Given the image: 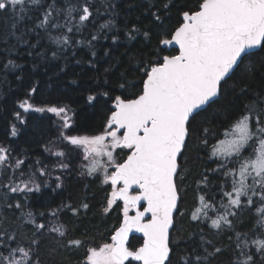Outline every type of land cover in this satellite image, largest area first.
<instances>
[{
	"label": "snow or ice",
	"instance_id": "obj_1",
	"mask_svg": "<svg viewBox=\"0 0 264 264\" xmlns=\"http://www.w3.org/2000/svg\"><path fill=\"white\" fill-rule=\"evenodd\" d=\"M177 3L139 0L129 4L141 10L137 21L145 15L151 18V27L126 20L121 28L116 22L121 15L117 0H0V43L9 54L0 72L21 67L9 58L13 52L19 54L20 45L27 46L26 55L34 61L63 59L65 66L79 48L88 55L75 60L77 64L96 69L101 59L109 58L108 67L102 74L97 69L86 89L87 104L94 106L101 97L111 103L103 130L91 136L61 131L60 139L83 149V159L89 161L82 165L86 175L99 173L101 183L110 185L103 212L107 214L117 201L123 203L122 220L111 242L93 246L86 239L70 237L63 224L50 227L51 222H37L36 215L45 217L44 212L34 215L31 210L25 212L20 202H7L4 208L19 210L25 219L17 217L20 223L9 231L0 210V264H65L58 259L62 252L79 253L81 249L76 264H218L226 252L227 264H264V0H184L179 7ZM173 10L175 23L171 22ZM104 13L110 18L83 35ZM138 36L146 47L134 52L126 48L113 58L112 47L121 42L131 45ZM9 38L15 42L9 43ZM109 39L112 47L100 56L97 45ZM153 40L155 47H151ZM173 48L175 54L170 51ZM117 64L124 70L113 81L112 69ZM116 90L123 91L115 94ZM36 91L35 86L30 88V94ZM19 108L53 113L61 118L62 129L72 128L68 105L34 107L24 100ZM14 115L23 122L20 112ZM12 135H16L15 127ZM193 143L216 164L200 175L198 187L211 185L208 172L222 175L225 183L218 185L219 202L214 194L199 195L189 218L210 221L216 235L227 234V245L218 246L203 229L195 247L186 244L182 248L181 241L172 236L176 215H184L181 184L188 172L181 159ZM10 152L0 147V176L12 170L7 183L0 184L4 190L0 200L5 201L8 193L27 196L40 191L45 182H37V173L39 177L51 175L47 165L37 160L35 171H20L17 176L24 161L9 164ZM52 155L65 157L66 153ZM58 167L69 165L61 161ZM81 206L89 208L87 203ZM65 209L74 215L78 212L70 204H61L48 214L58 220ZM244 211L249 213L250 225L238 231L235 221ZM25 224L31 225L30 234L21 232ZM51 233L59 239L45 249ZM130 233L142 234L139 247L130 245Z\"/></svg>",
	"mask_w": 264,
	"mask_h": 264
},
{
	"label": "trees",
	"instance_id": "obj_2",
	"mask_svg": "<svg viewBox=\"0 0 264 264\" xmlns=\"http://www.w3.org/2000/svg\"><path fill=\"white\" fill-rule=\"evenodd\" d=\"M121 8V15L117 18V24L123 28L126 20H131L145 28H150V17L147 15L140 17L137 21L136 17L140 16V9L130 8L129 4H137L139 0H117ZM184 0H178L177 7L182 5ZM103 11V9H102ZM35 15V14H33ZM110 17L107 13L100 15L97 19L96 25L89 24L83 30V35H88L89 30L97 27L99 24L104 23ZM177 15L175 10L171 13V22L175 23ZM25 23H30L26 21ZM112 33H109L111 36ZM121 41H123V32H120ZM79 38V36H77ZM32 42H35V37H29ZM143 37L138 36L137 40L131 45H125L122 42L116 47H112L111 39L101 40L97 45L98 54L103 56L104 49L112 47L113 58H118L126 48L131 49L133 52L138 48L146 47L140 41ZM13 38H9V43H14ZM46 43V41H41ZM4 45L0 43V68L7 61L4 59L9 54L3 51ZM55 48L54 45H52ZM151 47H155L153 40ZM28 49L26 45H20L18 52H13L9 58L13 59L20 68L7 69L0 72V147H7L11 149L9 156V164H14L16 160H23L24 164L20 169L16 170L15 174L19 176V172L23 171L26 174L35 171L38 167L36 161L42 162V165H47L50 176L39 177L37 173V182L44 181L41 184L40 191L28 193L27 196L23 193H8V200H0V210L3 211V217H6L4 227L12 230L17 224L20 223L16 218L20 217L21 221L25 218L21 216V212L16 209H7L3 205L11 202L13 205L17 202L23 204L24 211L31 210L34 215L40 212L45 213V217L36 215L37 222L49 223V226L63 224L69 230V235L76 238L86 239L87 242L93 246L100 245L104 242H111V234L115 227L119 226L121 221L122 212L121 205L116 204L107 214L103 212L106 206V198L111 192L110 185L102 184L100 174L95 176L86 175L87 169L83 168L85 161L77 148L67 145L60 139V132L73 135H97L103 130V125L107 116V108L111 107L110 102H105V98L101 97L94 106L86 103V96L89 94L86 90L91 84V77L96 74L97 69L102 74L103 69L108 67V59L104 57L97 64V68L93 69L87 63H75V60L81 57L87 58V52L83 48L78 49L77 56L71 58L72 62L67 63L65 60H33L32 57L26 55ZM175 54V50H170ZM164 54H168L166 51ZM49 57L51 53H48ZM70 56V53H69ZM36 63L38 67L33 68ZM60 67L64 68L60 72ZM123 67L119 64L112 69V80L115 81ZM58 73V75L56 74ZM20 79H17V77ZM131 80L132 77L130 76ZM77 81L72 83L71 81ZM35 86L37 91L30 94V88ZM123 90H116L115 94H121ZM127 95L128 93H124ZM27 100L34 107H50V106H64L68 105L72 109L68 113L72 117V128L62 129V120L59 116L49 112H25L19 108V103ZM20 112L21 119H17L14 115L15 112ZM13 127L16 129V135H12ZM221 138H223L221 136ZM215 143V140L211 141ZM69 149H74L69 153ZM64 151L65 157H57L52 153ZM199 157L197 158V154ZM215 159V158H213ZM64 162L69 165L67 169H60L59 162ZM186 161V163H185ZM181 164L188 175L185 181L181 184V201L180 211L184 213L183 216L176 215V231L172 232L174 239L181 241V247L190 244L195 247L199 243L200 229L208 233V238L212 239L218 246L227 245V234L216 235L215 229H210V221L201 223L199 221H191L190 214L194 207L198 205L197 197L201 194L207 193L208 196L213 194L216 201L221 200L218 185L225 183V178L217 173L208 172L209 179L212 181L209 187L199 185L198 180L200 175L205 172V169H212L216 164L209 160L204 154V151L199 149L193 143L190 145L189 150L185 157L181 159ZM31 166V167H30ZM11 169L0 176V184L7 183V175L11 173ZM84 175H81V172ZM60 176V181H56L55 177ZM26 178V177H22ZM18 182V181H17ZM60 183L61 187L57 188L56 184ZM225 190H229L225 184ZM4 196V190L0 189V197ZM87 203L88 209H84L81 205ZM61 204H70L73 208H77L78 212L74 215L70 210L65 209L59 216V219L51 217L48 213L49 210L57 208ZM209 215H214L209 213ZM2 218V217H0ZM240 221H244L242 225ZM238 231H246L247 226L250 225L249 213L244 211L235 221ZM31 225L25 224L21 232H29ZM59 239L57 233L49 235V242L44 246H55L56 240ZM195 242V243H193ZM141 240L132 238L130 245L139 247ZM83 250L79 253L70 251L61 253L58 259H64L65 264H76L77 260L82 255ZM229 253H225L220 257L218 264H227ZM132 264H136L133 263Z\"/></svg>",
	"mask_w": 264,
	"mask_h": 264
},
{
	"label": "water",
	"instance_id": "obj_3",
	"mask_svg": "<svg viewBox=\"0 0 264 264\" xmlns=\"http://www.w3.org/2000/svg\"><path fill=\"white\" fill-rule=\"evenodd\" d=\"M171 50H175V49L173 48V49H171ZM117 203L123 205L122 201H117ZM130 215H134V212H131ZM121 220H122V217H121ZM132 238H138V239L141 240V243H142V234H140V233H130V234H129V241H130ZM133 263L139 264V262H135V261H133ZM126 264H127V262H126Z\"/></svg>",
	"mask_w": 264,
	"mask_h": 264
},
{
	"label": "rangeland",
	"instance_id": "obj_4",
	"mask_svg": "<svg viewBox=\"0 0 264 264\" xmlns=\"http://www.w3.org/2000/svg\"><path fill=\"white\" fill-rule=\"evenodd\" d=\"M77 151L79 152V155H81L82 157H83V149L82 148H77ZM85 165H87L88 163H89V161L88 160H86L85 161ZM112 169H109V171H111ZM111 193V192H110ZM110 195V194H109ZM117 204H119V203H117ZM121 205V208L123 207V205L122 204H120ZM115 206V205H114ZM113 206V207H114ZM129 214H131V212L129 213Z\"/></svg>",
	"mask_w": 264,
	"mask_h": 264
}]
</instances>
